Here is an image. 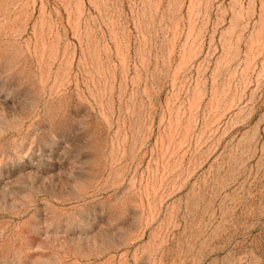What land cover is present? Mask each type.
Segmentation results:
<instances>
[{
  "label": "rangeland",
  "instance_id": "obj_1",
  "mask_svg": "<svg viewBox=\"0 0 264 264\" xmlns=\"http://www.w3.org/2000/svg\"><path fill=\"white\" fill-rule=\"evenodd\" d=\"M0 264H264V0H0Z\"/></svg>",
  "mask_w": 264,
  "mask_h": 264
}]
</instances>
